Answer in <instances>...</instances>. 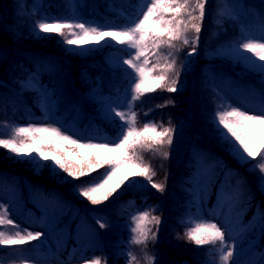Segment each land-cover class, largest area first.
<instances>
[{"label": "trees", "instance_id": "trees-1", "mask_svg": "<svg viewBox=\"0 0 264 264\" xmlns=\"http://www.w3.org/2000/svg\"><path fill=\"white\" fill-rule=\"evenodd\" d=\"M138 2L139 0H0V138L11 137L15 125L24 124L28 117L42 115L38 102L45 90L51 89L56 112L63 122L81 118L89 129L114 139L119 131V120L116 119L113 123L105 118L103 103L95 94L108 91L112 96L120 97L129 88L130 76H134V73L127 66L111 67L106 58L111 50L129 54L130 49L109 45L95 54L72 55L66 51L68 46L62 43V37L38 34L34 31V25L43 19H70L79 12L119 27L128 22V16L136 13ZM192 3L195 4V0H192ZM252 4L264 23V2L252 1ZM243 33L240 21L226 12L224 0H207L196 50L197 57L191 66H186L181 73V91L168 93L157 90L135 101L132 110L137 113V127H142L145 122H155L164 127L171 123L176 127L174 142L170 149L165 146L157 152L138 153L156 172L155 182H163L167 177V186L171 183L175 185L181 178H184L183 180L189 178L196 164L192 152L190 153L193 146L202 149L208 160L218 163V171L229 169L232 178L240 180L244 193L254 197L251 203H248L244 219L237 224V228L244 229L240 247L243 252L254 250L259 253L264 250V239L261 236L260 209L257 206L264 207V194L258 190L259 172L251 170L256 161L239 162L230 154L227 145L221 142L213 117L216 111L228 102L205 86L202 71L204 62L202 57L207 56L231 74L242 71L246 84L252 83L264 91V77L259 74V70L254 69L248 61L240 59V55L251 56V53L238 55L236 52V45L239 44L238 40H241ZM194 36V32L188 33L190 42ZM175 43L176 47L173 49H160V55L162 57L171 52L169 60L174 57L176 67L179 69L185 64L187 54L191 51V43L188 45L180 41ZM149 59L152 63L157 62V57L152 54H149ZM160 62L163 63V60ZM29 72L39 75L41 87L24 86L25 77ZM169 98L175 101V106L157 107ZM146 112L148 115H145ZM163 151L170 152L168 159L160 154ZM14 162H18L17 158L0 149V185L7 187L15 182L14 189L24 209L31 206L37 215L41 216L40 209L31 203L32 186L44 197L51 198L52 194H56L61 210L55 227L64 222L73 204L106 216L107 224L110 226L107 237L111 242L107 264H129L131 258L125 252L127 249L125 243L133 235L130 231V227H134L131 212L136 211L138 214L140 211L150 209H155L153 214L162 216L163 222L166 221L165 228L161 225L158 242L154 245L149 242L145 248L143 244L132 243L130 252L135 259L131 260V264H219L218 244L197 247L185 237V232L192 226L187 214L192 213L194 209L190 204L186 206L183 203L184 197L183 199L178 197L176 203L168 204L170 211L166 216L162 198L167 199L168 192L165 191L161 195L150 187L136 185L129 187L126 182L108 202L94 208L76 195L73 187L76 181L63 183L60 178L53 175L50 168L45 167L36 171L34 166L28 163L25 168H14L13 171L11 167ZM106 169L107 166L94 175L99 177ZM64 175L59 174L60 177ZM136 180L139 184L145 183L142 178ZM217 185V181L212 184L210 201L216 205L220 202L216 195ZM185 189L184 186L182 191ZM232 213L235 214L236 211L233 210ZM89 217L93 219L91 214ZM71 223H74V220ZM73 228L74 226L69 224L70 234L65 240V253L72 245ZM0 230L6 235H14L6 232L5 226L0 227ZM41 249L43 250L41 241H34L18 248L0 246V259L17 251L33 252L31 256L9 264H45V253ZM157 251L155 259H150ZM88 252L105 261L103 252L96 247V238Z\"/></svg>", "mask_w": 264, "mask_h": 264}, {"label": "snow or ice", "instance_id": "snow-or-ice-1", "mask_svg": "<svg viewBox=\"0 0 264 264\" xmlns=\"http://www.w3.org/2000/svg\"><path fill=\"white\" fill-rule=\"evenodd\" d=\"M206 6L207 0H195V4L192 0H142L136 13L128 16V22L119 27L88 24L75 19L37 21L34 25L36 33L62 37V43L68 46L66 51L72 55L84 54L92 47L109 46V41L134 50L129 58L122 60V65H127L134 73V76H130V85L126 90L128 99L125 103L130 115H126L123 108L115 105L107 107L106 119L115 123L116 118H119V131L114 139L109 137L85 139L58 125L29 123L27 126H15L11 137L0 138V149L6 150L17 158L18 162L34 166V170L50 168L53 175L60 178L63 183L76 181L77 183L73 185L76 195L94 208L108 202L126 182L129 187L132 185L150 187L163 195L167 177L163 182H155L156 172L138 153L157 152L165 146L170 149L174 142L176 127L171 123L164 127L155 122H145L142 127H137V113L132 110L133 104L141 97L157 90L168 93L181 91L180 76L186 64L177 69L175 58L169 60L172 53L161 57L160 49H173L176 47L175 42L180 41L185 45L191 43V51L187 54L189 57L196 54ZM190 31L195 33L191 42L188 37ZM236 52L238 55L251 53V56L240 55V59L248 61L264 77V36L259 40L248 38L246 42H240L236 45ZM149 54L157 57L156 63L150 61ZM257 60L260 63H256ZM32 84H36L34 77ZM168 106H175V101L169 98L164 104L157 105L159 108ZM213 123L221 142L227 145L230 154L239 162L256 161L251 170L259 172L258 190L264 194V92L261 93L257 110L249 111L226 104L216 111ZM160 154L168 159L170 152L163 151ZM105 166L107 169L96 177L94 174ZM60 173L65 175L60 177ZM136 178H142L145 183L138 184ZM205 191L206 189H203L199 193L198 198L201 202ZM217 195L221 197V206L228 204L224 194L218 191ZM240 195H243L249 204L254 198L243 190ZM234 204L235 201L231 206L234 207ZM257 207L260 209V231L264 239V207L259 205ZM0 209L5 212V215H0V227L11 226L17 229L14 235H6L0 230V246L18 248L44 240L45 233L42 231L22 230L6 215L8 209L3 203H0ZM155 211L143 210L132 217L134 227H130L133 234L131 243L143 244L147 248L149 242L153 245L158 242L163 219L162 216L153 214ZM190 219L193 224L184 234L188 241L197 247L218 244L223 264L230 262L240 264L238 259H233L237 255V248L229 227L204 217ZM96 224L99 229L108 226L101 219H97ZM156 255L158 251L150 259H155ZM129 257L131 264L135 257L131 252ZM80 264L107 262L102 261L100 257L87 258L82 254ZM259 264H264V254L261 255Z\"/></svg>", "mask_w": 264, "mask_h": 264}, {"label": "rangeland", "instance_id": "rangeland-1", "mask_svg": "<svg viewBox=\"0 0 264 264\" xmlns=\"http://www.w3.org/2000/svg\"><path fill=\"white\" fill-rule=\"evenodd\" d=\"M141 3L142 0H139L137 4V10L140 8ZM225 8L226 12L236 15L237 18L240 19V22L244 26L246 32L244 37L245 42L248 38H255L259 40L262 36H264V25L258 17L256 9L253 8L251 0H225ZM71 19L83 20L88 24H98L105 27L112 26L110 23L97 20L91 16H79L76 14ZM108 45L112 47L117 46L111 41L108 42ZM102 48L103 47H92L91 50L79 55L84 56L95 54L101 51ZM120 48L127 49L125 46H120ZM132 52H134V50L128 52L129 55ZM107 55L108 56L106 60L112 67L127 66L122 65V60L129 58V55L127 56L126 52L111 50ZM196 57L197 51L196 54L192 55L191 57L188 56L185 60L186 66L190 67ZM204 69L207 73V84L213 87L221 96H224L226 99H228L230 105L239 106L242 109L246 108L249 111L257 110L259 108V101L262 93L259 89L256 90L253 86H245L240 82L234 81L232 77L226 75L221 70L213 68L211 64H204ZM33 77L35 78L36 84H32ZM24 83L26 87H37V85H41L40 78L35 73L28 74ZM96 94L103 102V108L105 111L109 105H115L117 107L123 108L126 111V115L130 114V112H127V105L125 103V101L128 99L126 91L123 92L121 97L111 96L108 91ZM39 109L43 115H38L35 118L29 117L26 119L24 124L18 123L15 126H26L29 123L37 125L51 124L61 126L67 131L74 132L85 139L89 137H107L106 135H99L96 131L89 129L84 124V122L81 121V118H76L74 121L70 122H63L57 115L54 99L51 97V91H47L42 96L39 102ZM194 156L197 159V168L192 179L190 180V183L192 185L194 197L192 201L194 203L195 209L193 213L188 215L189 221L193 224V221L190 218L204 217L210 221H218L221 225L229 227L232 232V239L235 241L237 248V255L233 259H238L240 264H249V262H255V264H259L260 257L262 254H264V251L261 253L249 251L246 254H242L239 249V241L244 234V231L237 229L236 223L241 218V214L230 217L232 205L231 201L233 198H235V193L230 194L228 204H224L223 206H221V204L219 207H210L208 197L210 194L209 186L212 179L213 169L212 166L205 165L204 159L199 154H197L196 150H194ZM26 164L27 163L14 162L11 169L14 171V168H25ZM136 187L139 186L136 185ZM14 188L15 182L7 187L0 185V203H3L8 209L6 215L12 218L22 230L42 231L45 233L44 240L42 241L43 250L41 249V251L45 253V264H80L82 254L86 255L87 258L95 257L93 253L88 252L89 246L91 245V242L94 240V238H96L97 249L103 252L104 259L107 260L109 258L111 253V242L107 237V233L110 229V226L107 224V220L105 218L100 219L103 220L108 226L105 229H99L96 221L89 217L91 212H88L85 207H80L79 205L74 204L71 214L66 220L65 224H60L55 228L53 223L57 219L59 210L56 194H52L51 198L48 199L39 193L37 194L33 192L34 194L32 195L34 204L41 209V216H38L34 208L31 206H28L26 209H24L19 195L16 193ZM203 189H206V191L204 192L203 200L201 202L198 196ZM165 191L168 192L167 198L169 199V204H172L175 198L181 193L178 190V187L174 185H167ZM162 200L165 204L164 214L167 216L169 214L170 207L169 205L167 206L168 202L166 203L165 197L164 199L162 198ZM242 203L245 202L243 201ZM240 204L241 203L238 201L237 204L234 205L239 207ZM0 214L5 215L3 209H0ZM73 220L74 223H71ZM68 223L73 225L74 228L73 231L71 230L72 245L68 252L65 253V240L70 234ZM5 231L15 234L17 229L11 226H5ZM130 241L131 239L125 243L127 247L125 252L128 254L132 247V243ZM32 254L33 252L23 253L17 251L14 254H10L2 258L1 262L4 264H9L15 260H23Z\"/></svg>", "mask_w": 264, "mask_h": 264}]
</instances>
